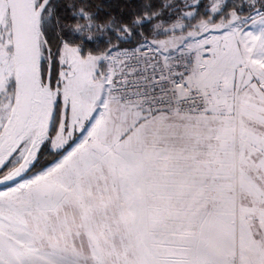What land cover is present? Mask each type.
I'll list each match as a JSON object with an SVG mask.
<instances>
[{
    "label": "snow or ice",
    "instance_id": "snow-or-ice-1",
    "mask_svg": "<svg viewBox=\"0 0 264 264\" xmlns=\"http://www.w3.org/2000/svg\"><path fill=\"white\" fill-rule=\"evenodd\" d=\"M0 264H264V0H0Z\"/></svg>",
    "mask_w": 264,
    "mask_h": 264
}]
</instances>
